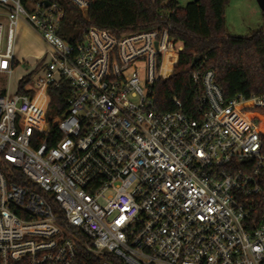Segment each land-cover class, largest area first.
<instances>
[{
  "label": "built area",
  "instance_id": "obj_1",
  "mask_svg": "<svg viewBox=\"0 0 264 264\" xmlns=\"http://www.w3.org/2000/svg\"><path fill=\"white\" fill-rule=\"evenodd\" d=\"M0 6V74L17 66L21 19L51 46L19 77H30L23 93L9 82L0 94V264H264V93L226 99L200 58L196 106L174 96L163 111L156 86L184 51L168 21L122 35L94 27L71 43L58 2ZM65 82L68 109L49 121V88Z\"/></svg>",
  "mask_w": 264,
  "mask_h": 264
},
{
  "label": "trees",
  "instance_id": "obj_2",
  "mask_svg": "<svg viewBox=\"0 0 264 264\" xmlns=\"http://www.w3.org/2000/svg\"><path fill=\"white\" fill-rule=\"evenodd\" d=\"M49 1L63 6L62 33L71 43L80 41L88 29L94 27L122 35L163 27L164 21L171 23V38L183 45L184 51L174 73L156 86L157 102L163 111L171 109L174 96L182 100L186 111L196 106V98L201 92L191 78L196 57L205 59L207 68L214 70L226 99L238 94L252 96L264 93V28L249 36L230 35L226 25V7L230 0H200L185 4L176 0H90L87 12L70 0ZM29 79L28 76L19 82V92H24ZM48 92L47 119L53 121L68 109L72 91L70 84L65 82L58 88L50 87ZM0 94H6V89L1 88ZM41 97L42 94L39 95ZM36 135L38 141L34 145L38 147L45 136ZM61 137L58 128L52 127L48 142L54 145ZM14 174L18 176L21 172L15 169ZM15 182L20 183L17 178Z\"/></svg>",
  "mask_w": 264,
  "mask_h": 264
},
{
  "label": "rangeland",
  "instance_id": "obj_3",
  "mask_svg": "<svg viewBox=\"0 0 264 264\" xmlns=\"http://www.w3.org/2000/svg\"><path fill=\"white\" fill-rule=\"evenodd\" d=\"M4 9L0 6V22L4 24L3 51L6 48L8 22L4 18ZM227 32L234 36H249L264 28V13L257 0H230L226 7ZM51 46L42 35L33 29L23 19L19 22L14 42V56L19 64L14 69L11 79L0 74V89H8L10 82V93H14L19 77L32 68L39 55L48 56ZM43 103V102H42ZM40 98L33 105V112L39 118L41 115ZM47 114V113H46ZM50 115H53L50 112ZM49 115H46L48 118Z\"/></svg>",
  "mask_w": 264,
  "mask_h": 264
},
{
  "label": "water",
  "instance_id": "obj_4",
  "mask_svg": "<svg viewBox=\"0 0 264 264\" xmlns=\"http://www.w3.org/2000/svg\"><path fill=\"white\" fill-rule=\"evenodd\" d=\"M194 2H198L200 0H193ZM258 1V4L259 6L261 7L262 11L264 12V0H257ZM43 4L45 7H48L50 5V1L49 0H43ZM199 57H196L194 59V62H193V66L196 65V63L199 61Z\"/></svg>",
  "mask_w": 264,
  "mask_h": 264
},
{
  "label": "bare ground",
  "instance_id": "obj_5",
  "mask_svg": "<svg viewBox=\"0 0 264 264\" xmlns=\"http://www.w3.org/2000/svg\"><path fill=\"white\" fill-rule=\"evenodd\" d=\"M175 63H176V59L171 60V61H168V60H167V61H166V67H165L163 73H164V74L169 73L170 67H171L172 65H174Z\"/></svg>",
  "mask_w": 264,
  "mask_h": 264
},
{
  "label": "crops",
  "instance_id": "obj_6",
  "mask_svg": "<svg viewBox=\"0 0 264 264\" xmlns=\"http://www.w3.org/2000/svg\"><path fill=\"white\" fill-rule=\"evenodd\" d=\"M21 20H22V19H21ZM21 20H20V21H21ZM23 20H24V19H23ZM24 21H25V20H24ZM25 22H26V21H25ZM43 56H44V55H39V56L37 57V59H36V62H37L38 59H40V58L43 57Z\"/></svg>",
  "mask_w": 264,
  "mask_h": 264
}]
</instances>
